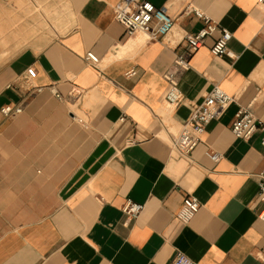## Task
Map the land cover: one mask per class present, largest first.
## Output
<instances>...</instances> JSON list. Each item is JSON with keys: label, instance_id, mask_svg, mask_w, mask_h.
Here are the masks:
<instances>
[{"label": "crops", "instance_id": "crops-1", "mask_svg": "<svg viewBox=\"0 0 264 264\" xmlns=\"http://www.w3.org/2000/svg\"><path fill=\"white\" fill-rule=\"evenodd\" d=\"M150 1L174 18L158 40L126 32L120 0H0V264H173L179 251L192 264H264V132L231 131L240 108L264 123V3ZM188 6L232 38L222 57L205 40L169 105L164 74L204 26ZM215 85L233 102L181 156L173 144ZM186 195L200 208L185 224ZM127 200L143 206L137 218Z\"/></svg>", "mask_w": 264, "mask_h": 264}, {"label": "built area", "instance_id": "built-area-1", "mask_svg": "<svg viewBox=\"0 0 264 264\" xmlns=\"http://www.w3.org/2000/svg\"><path fill=\"white\" fill-rule=\"evenodd\" d=\"M264 3V0H258ZM197 18L204 22V26L194 35H187L184 38V50L179 52L174 58V69L168 70L164 78L169 82L171 88L166 97L169 105H177L181 100L178 88V71H185L189 68V58L205 42L207 38H212L210 53L215 57H222L227 51L228 42L231 40V33L216 24L208 15L188 6ZM114 17L121 23L126 32L130 35L142 33L149 40H158L167 35L174 27V18L168 12L166 5L156 6L150 0H120L114 7ZM217 33V36H213ZM85 59L93 65L99 63V58L92 52H87ZM28 76L32 77V71H28ZM55 96L60 99L59 94ZM233 102V97L224 92L218 86H213L210 92L204 97L190 119L184 124L180 134L174 142L175 150L184 157H189L191 152L202 141V135L210 122L221 116L224 110ZM21 107L10 105L3 106L1 112L5 116L19 114ZM257 130L264 132V123L259 121L248 109H238L231 124V131L236 138L248 139ZM264 145V137H262ZM206 155L213 161L218 162L221 155L217 152L207 151ZM258 196L262 207L258 212V219L264 222V169L257 173ZM200 204L197 198L186 195L176 217L183 223H188L199 211ZM143 206L131 200H127L122 207L123 212L131 218H137ZM192 260L183 252H177L173 259V264H192Z\"/></svg>", "mask_w": 264, "mask_h": 264}, {"label": "rangeland", "instance_id": "rangeland-1", "mask_svg": "<svg viewBox=\"0 0 264 264\" xmlns=\"http://www.w3.org/2000/svg\"><path fill=\"white\" fill-rule=\"evenodd\" d=\"M52 23H53L54 25H56V24H55V21H52ZM49 30H50V28H49ZM50 31H51V30H50ZM51 32H52V31H51ZM17 107H19V106H17Z\"/></svg>", "mask_w": 264, "mask_h": 264}]
</instances>
